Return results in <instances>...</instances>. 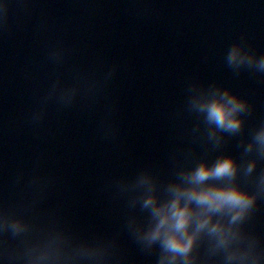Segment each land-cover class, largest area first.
Instances as JSON below:
<instances>
[{"label": "water", "instance_id": "water-1", "mask_svg": "<svg viewBox=\"0 0 264 264\" xmlns=\"http://www.w3.org/2000/svg\"><path fill=\"white\" fill-rule=\"evenodd\" d=\"M241 36L264 53V0H10L9 27L0 29V204L33 199L25 185L35 170L52 181L31 213L40 223L80 239L120 233L123 264H154L121 232L127 209L110 182L146 167L167 178L175 150H204L192 143L195 120L183 112L189 82H216L247 99L254 112L246 137L264 121V77L235 76L224 62ZM57 43L69 50L62 68L47 59ZM113 66L97 103L52 105L39 127L27 122L58 74L71 83L72 67L99 77ZM109 108L116 135L105 139L100 122ZM238 139L223 150L239 158ZM248 227L264 237V202Z\"/></svg>", "mask_w": 264, "mask_h": 264}, {"label": "clouds", "instance_id": "clouds-1", "mask_svg": "<svg viewBox=\"0 0 264 264\" xmlns=\"http://www.w3.org/2000/svg\"><path fill=\"white\" fill-rule=\"evenodd\" d=\"M9 17L10 0H4L0 29H8ZM68 55L69 50L57 43L48 50L47 59L62 68ZM224 62L235 76L248 71L264 77V53L257 54L244 36L229 46ZM70 71L71 83L58 74L38 94L27 118L31 126L39 127L52 105L63 110L85 101L97 103L117 68L99 77L77 67ZM111 112L109 108L100 122L105 139L116 135ZM183 112L195 120L192 143L204 150H175L167 178L146 167L130 178L113 179L109 187L127 209L121 232L141 253L154 256V264H264V237L248 227L264 202V121L246 137V121L254 106L216 82H189ZM233 138H239V158L223 150ZM39 165L38 159L35 168ZM24 179L19 173L15 183ZM51 183L34 170L25 185L33 199L18 206L0 204V258L5 264H123L120 233L80 239L58 224L46 225L31 215Z\"/></svg>", "mask_w": 264, "mask_h": 264}]
</instances>
